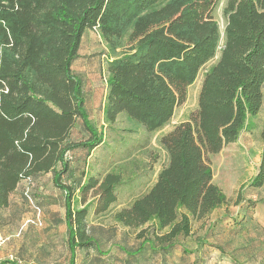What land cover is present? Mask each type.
<instances>
[{
  "label": "trees",
  "instance_id": "trees-1",
  "mask_svg": "<svg viewBox=\"0 0 264 264\" xmlns=\"http://www.w3.org/2000/svg\"><path fill=\"white\" fill-rule=\"evenodd\" d=\"M219 2L0 0V208L10 207L21 182L52 173L65 194L69 264H76L79 248L100 250L89 233V211L107 213L124 187L122 175L112 172L78 188L70 184L71 153L90 156L105 138L73 70L90 30L115 57L107 64L103 108L110 126L125 117L149 135L162 131L203 74L197 109L159 139L167 163L155 183L114 215L138 231V246L121 248L127 257L147 246L169 251L192 235L195 222L244 201L239 194L232 201L214 183L209 160L236 143L263 108L264 0H227L224 31L215 19ZM119 49H126L122 56ZM79 122L89 138L74 142ZM251 188L264 189V149ZM78 191L83 206L75 210ZM91 192L96 200L87 204Z\"/></svg>",
  "mask_w": 264,
  "mask_h": 264
},
{
  "label": "rangeland",
  "instance_id": "rangeland-1",
  "mask_svg": "<svg viewBox=\"0 0 264 264\" xmlns=\"http://www.w3.org/2000/svg\"><path fill=\"white\" fill-rule=\"evenodd\" d=\"M226 3L227 0H220L215 12V19L222 31L226 24ZM125 51L117 50V56H122ZM114 58L102 36L90 30L84 36L80 58L73 65L74 72L84 83L90 120L104 133L105 138L104 143L90 156L81 149L71 153L70 167L74 180L70 184L78 188L81 183L87 185L90 178L102 179L109 172L121 174L124 180L118 202L107 213L98 216L94 214L93 207L90 209L87 218L89 233L99 242L100 250L77 249L76 264H124L127 255L121 248L132 250L138 246V231L118 224L114 215L130 206L155 183L161 168L167 163V153L160 146L159 139L176 125L187 121L197 109L203 79L202 74L190 87L186 103L177 110L174 121L162 131L149 135L125 117H120L115 125L110 126L105 122L103 108L107 96V64ZM263 127L264 105L258 116L249 118L239 140L209 160L214 172V183L224 194L232 201L238 194L244 199L250 196L248 204L257 210H249L248 204L243 208L232 203L228 210L220 209L209 219L195 222L192 235L180 242L181 249L173 251L170 258H180L183 247L187 252H192L191 249L198 244L242 243L249 238H262L258 232L251 234L239 228H264V189L262 193H251V183L258 173L264 149L261 139ZM88 138L89 133L79 122L73 133V141L80 142ZM30 190L32 199L42 210L44 225L36 227L27 224L28 220L35 219L36 214L25 196L13 205V209L5 211L6 215L0 217V235L8 241L0 253L1 264H69L71 252L68 246L64 192L54 186L53 174L41 176L39 183L34 181ZM81 198L78 191L74 198L75 210L82 209ZM95 200L92 192L87 195V204ZM248 212H252V219L249 216L250 220L246 223ZM162 257L161 252H147L142 256L144 259Z\"/></svg>",
  "mask_w": 264,
  "mask_h": 264
},
{
  "label": "crops",
  "instance_id": "crops-1",
  "mask_svg": "<svg viewBox=\"0 0 264 264\" xmlns=\"http://www.w3.org/2000/svg\"><path fill=\"white\" fill-rule=\"evenodd\" d=\"M49 174L52 173H48L47 175ZM35 182L39 183V178L35 179ZM25 186V182H21L19 184L16 191L10 197V207L0 208V217H3V214L6 215L5 211L13 209L12 207H14L13 205L15 203H19L24 196L26 189ZM262 190L263 189L255 190L251 188V193L253 195L255 193H262ZM249 200L250 196L249 198L244 199L240 207H246ZM249 210L256 211L257 208L250 207ZM251 215L252 212H250V214L248 212V218L245 220L246 223L252 219ZM249 216L251 217L250 219ZM239 229L244 231L248 230L251 234L258 232L262 235V238L259 240L249 238L248 240L246 239V242L243 241L242 243L228 242L225 244H209L205 246L198 244L194 249H191L192 252H187L183 247V252H181L180 258L178 259L170 258V255L173 251H176L179 248L181 249V245H178L169 251L163 252V257L161 259L142 258V256L147 252L159 253L158 248L147 246L143 253L131 258L126 257L124 264H264V228L245 226L244 228Z\"/></svg>",
  "mask_w": 264,
  "mask_h": 264
},
{
  "label": "built area",
  "instance_id": "built-area-1",
  "mask_svg": "<svg viewBox=\"0 0 264 264\" xmlns=\"http://www.w3.org/2000/svg\"><path fill=\"white\" fill-rule=\"evenodd\" d=\"M26 186H25V192H24V195L28 198L29 202H30V205L31 207L34 209L35 211V219H30L27 221V224H30V225H33V226H36V227H43V220H42V216H41V213H42V210L39 206H37L34 202V200L32 199L31 197V186H33L34 182L32 181H27L25 182ZM8 241L7 238H5L4 236L0 235V252L2 251L4 245L6 244V242ZM1 264V263H0Z\"/></svg>",
  "mask_w": 264,
  "mask_h": 264
}]
</instances>
